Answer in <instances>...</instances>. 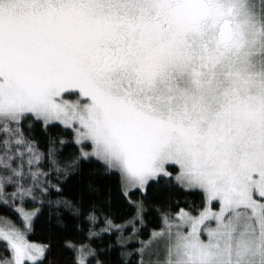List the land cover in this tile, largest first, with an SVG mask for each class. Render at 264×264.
I'll use <instances>...</instances> for the list:
<instances>
[{"label":"snow or ice","instance_id":"obj_1","mask_svg":"<svg viewBox=\"0 0 264 264\" xmlns=\"http://www.w3.org/2000/svg\"><path fill=\"white\" fill-rule=\"evenodd\" d=\"M0 207V264H264V0H0Z\"/></svg>","mask_w":264,"mask_h":264},{"label":"trees","instance_id":"obj_2","mask_svg":"<svg viewBox=\"0 0 264 264\" xmlns=\"http://www.w3.org/2000/svg\"><path fill=\"white\" fill-rule=\"evenodd\" d=\"M0 214L8 215V216H9L12 220H14V221L17 219V217L15 216L14 213H12L11 211L6 210V209H4V208H2V207H0ZM33 239L36 240V241H41V240L44 239V236H43V234L38 230V231H37V234L33 237Z\"/></svg>","mask_w":264,"mask_h":264}]
</instances>
